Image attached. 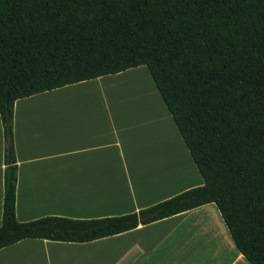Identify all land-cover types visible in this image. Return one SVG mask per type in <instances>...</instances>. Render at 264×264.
I'll use <instances>...</instances> for the list:
<instances>
[{
	"label": "trees",
	"instance_id": "1",
	"mask_svg": "<svg viewBox=\"0 0 264 264\" xmlns=\"http://www.w3.org/2000/svg\"><path fill=\"white\" fill-rule=\"evenodd\" d=\"M138 66L203 184L120 216L17 222L14 101ZM0 123V249L90 242L213 203L237 251L264 264V0H0Z\"/></svg>",
	"mask_w": 264,
	"mask_h": 264
},
{
	"label": "crops",
	"instance_id": "2",
	"mask_svg": "<svg viewBox=\"0 0 264 264\" xmlns=\"http://www.w3.org/2000/svg\"><path fill=\"white\" fill-rule=\"evenodd\" d=\"M129 77L147 82L146 107L114 87ZM12 154L17 222L120 216L203 184L145 66L15 100ZM5 165L0 123V219ZM0 264L250 263L208 203L85 243L23 239Z\"/></svg>",
	"mask_w": 264,
	"mask_h": 264
},
{
	"label": "rangeland",
	"instance_id": "3",
	"mask_svg": "<svg viewBox=\"0 0 264 264\" xmlns=\"http://www.w3.org/2000/svg\"><path fill=\"white\" fill-rule=\"evenodd\" d=\"M126 80H128V81H126ZM126 80H122L121 82H117L116 84H114L115 85L114 87L115 88H120V91L123 88L124 89H128L129 91H127V92H125L123 94L128 93V95H130L129 100H131V101L139 100L141 102L140 106L142 107V105H143V107H146V105H148L149 102H146L145 104H143L145 101H147L146 100V96H145V90H144L143 86H146L147 82L145 80H143L142 81V86H139V84H137V85L135 84V83H138V82L135 81L136 79L134 77L126 78ZM134 88H135V90L132 91L131 89H134ZM120 94L122 95V93H119L118 95H120ZM117 99H119V98L117 97ZM147 110H149V109H147ZM153 115H154V117H156L157 120H159V122H161L160 115H159V113L157 111ZM147 116L150 119V112H148ZM149 124H150V121H149ZM161 127H164V126H161Z\"/></svg>",
	"mask_w": 264,
	"mask_h": 264
},
{
	"label": "water",
	"instance_id": "4",
	"mask_svg": "<svg viewBox=\"0 0 264 264\" xmlns=\"http://www.w3.org/2000/svg\"><path fill=\"white\" fill-rule=\"evenodd\" d=\"M10 163H11V157H10V155H8V158H7V164H10ZM152 215H153L152 212H150V213H145V214L141 215L139 218H141V219L149 218V217H151Z\"/></svg>",
	"mask_w": 264,
	"mask_h": 264
},
{
	"label": "bare ground",
	"instance_id": "5",
	"mask_svg": "<svg viewBox=\"0 0 264 264\" xmlns=\"http://www.w3.org/2000/svg\"><path fill=\"white\" fill-rule=\"evenodd\" d=\"M166 126V125H165ZM166 129H167V127H166Z\"/></svg>",
	"mask_w": 264,
	"mask_h": 264
}]
</instances>
